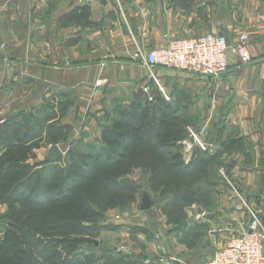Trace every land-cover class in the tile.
I'll list each match as a JSON object with an SVG mask.
<instances>
[{
	"label": "crops",
	"instance_id": "1",
	"mask_svg": "<svg viewBox=\"0 0 264 264\" xmlns=\"http://www.w3.org/2000/svg\"><path fill=\"white\" fill-rule=\"evenodd\" d=\"M153 1L0 0V41L7 45L0 57V128L7 116L27 110L29 100L62 99L65 112H76L79 120L92 112L109 116L120 105L160 91L167 107L189 111L196 129L191 134L196 140L197 134L206 136L205 151L221 159L234 189L235 194L221 184L212 205L189 207L185 224L193 243L177 240L180 257L163 259L206 264L248 228L251 212L258 213L264 230V0ZM75 7L79 19L61 24V16ZM210 33L226 37L229 45L248 33L251 61L242 64L229 53V68L214 79L164 68L151 72L133 58L139 49L162 46L166 35L189 39ZM87 129L82 124L74 131ZM2 207L0 216L8 210L0 202ZM120 223L131 230L114 236L130 246L133 261L158 258L146 219Z\"/></svg>",
	"mask_w": 264,
	"mask_h": 264
},
{
	"label": "rangeland",
	"instance_id": "2",
	"mask_svg": "<svg viewBox=\"0 0 264 264\" xmlns=\"http://www.w3.org/2000/svg\"><path fill=\"white\" fill-rule=\"evenodd\" d=\"M151 2L155 1L151 0ZM145 94L146 97L140 96L126 105H120L109 116L101 117L96 114L94 117L95 113L92 112L89 113L90 118L83 117L79 120L76 119V112L64 111L65 103L62 99L46 97L39 101H25L27 110L14 114L12 127H17L21 133L16 140L23 142L22 148H26L24 171L27 170L26 165L32 167L31 171L26 172L29 174L26 179L30 178L28 182H32L30 185L21 184L13 187L12 193L9 194L8 188L25 175L20 176V174L13 177V183L8 182L4 191L1 188L3 191L0 193L1 200L5 195L8 200L7 213L12 209L18 211L20 220H16L18 221L16 231L23 240L20 243L6 242L5 236L1 233L10 224L0 220L2 225V227L0 225V247L2 248L0 264H10L8 250L4 247L11 243L14 249L22 251L19 260L22 254L26 253L31 257L32 264L33 261L35 264H52V259L71 261L73 264L77 262L74 260H80V264H90L89 259L79 256L76 245L82 241L91 249L99 243L115 247L122 255L129 257L131 256L130 246L114 236V232L119 230L128 228L131 230L130 225L121 224L122 221L123 223L132 221L136 224V222L143 223L146 219L149 222L146 227L148 231H152L154 239L152 244L155 245L153 249L158 252V258L147 257L143 259L145 264H163V259L170 263L171 258L180 257L177 240L183 238L193 243L192 232L189 230L191 228L187 229V224L184 228L181 226L183 221H187L189 204L177 210L180 205L174 204L181 203V200H176L175 195L169 194L165 196L166 201H161L163 196L156 186L161 184L165 187L171 180L172 182L180 181V184L185 186L194 184L195 187L198 185L202 187L211 180L218 183L224 181L227 183L226 187L233 193L234 189L225 173L221 171L220 163L215 165L214 160H208L211 156L206 136L200 139L197 134L200 145L191 134L190 130L196 131V129L193 128L194 120L189 111L183 110L180 113L174 108L167 107L160 91ZM131 98L132 96L129 97ZM9 117L7 116L6 120H9ZM91 123L98 125V129L92 128L94 126ZM82 124L88 129L76 134L75 127ZM13 134V131L7 130L5 139L9 145L15 141ZM5 139L2 141H6ZM166 143L171 144L166 145ZM165 145L169 147L168 150ZM55 146L62 150V157L57 162L46 161V157ZM9 147L2 148L1 158L7 150H14ZM205 149L209 150L205 151ZM163 150L167 154L161 155ZM141 152L146 153L147 157L142 158ZM8 156L10 157L11 154ZM3 162H10V160L0 159V163ZM169 166L173 167L170 173ZM163 171L168 174L164 175L160 181V174ZM188 174L191 175L187 176ZM151 177L154 180L152 185ZM191 189L188 191L189 195L184 204L197 201L208 205L212 197L205 198L202 191ZM59 190L60 192H57ZM173 193L176 194V191ZM65 197L66 199L70 197L72 200L79 197L82 200L78 201V204H74L72 200L66 203ZM145 197H149L152 202L151 208L146 211L141 208ZM213 198L217 199V196ZM203 207L206 208V206ZM5 209L2 207L0 211ZM73 210L77 213L71 214ZM52 211L54 213H51ZM27 212L28 214L39 213L43 218L56 219L60 223L82 221L83 227L71 231L67 229L50 231L46 227V230L39 234L40 242L31 248L29 246L31 230L37 224L23 226L26 218L22 216L28 215ZM111 212L114 213L111 214ZM13 225L14 222L11 223V226ZM23 228L27 229L26 236L22 232ZM137 229L141 230L139 227ZM179 230L183 233L179 234L181 232ZM11 231H9L10 235ZM168 232L172 234L169 236ZM159 234H162V237ZM166 235L171 237L170 243ZM104 236L110 244H106ZM34 238L36 239V236ZM22 243L24 246H21ZM91 251L94 252L90 250L89 253ZM212 257L213 255L209 256V260ZM209 260L205 259V263L207 264Z\"/></svg>",
	"mask_w": 264,
	"mask_h": 264
},
{
	"label": "trees",
	"instance_id": "3",
	"mask_svg": "<svg viewBox=\"0 0 264 264\" xmlns=\"http://www.w3.org/2000/svg\"><path fill=\"white\" fill-rule=\"evenodd\" d=\"M85 9V8H84ZM79 7H75L73 8L70 12L64 14L63 16H61L60 18V21H61V24H65V23H68V22H74L75 20H78L79 19ZM67 106L64 105V111L66 110ZM17 117V116H16ZM13 118H10L8 120L7 123H5L1 128H0V151L2 150V148H5V149H8L7 146H10L9 148H13L14 150H7V152L5 153V155L0 158V159H6V160H10V162H3V163H0V168H1V172H0V193H3L4 189L7 188V184L8 182H14V178L13 177H16L18 175L22 176L23 174H25L23 176V178L21 180H18V181H15L9 188H8V192L9 194L12 193V190H13V187L17 186V185H30L32 181L28 182V180L30 178H27L26 177L29 175L27 174L26 172L28 170L31 171L32 167H29L26 165V168L27 170H25V153H24V150L26 149H23L22 147L24 146L22 143L23 142H19L17 141L16 139L18 138V136L21 135V133H19V131L17 130V127L16 128H13L12 126L14 125V122H13ZM7 130L9 131H13L14 132V137H15V141L14 143H12V145H9V143H7V139H5L7 136ZM24 136V135H23ZM2 139H5L6 141H2ZM105 142V140H104ZM29 143V141H28ZM27 143V144H28ZM171 143H166V145H169ZM165 145V148L168 150L169 147L167 146L166 147ZM144 152V151H143ZM141 152V153H143ZM164 153H166V151H162L160 154L163 155ZM8 154H11V156L9 157ZM167 154V153H166ZM141 157L143 158H146V153H143L141 154ZM209 159L208 160H214V163L215 165H217V163H220L219 165L222 166V162H221V159H216L214 157H208ZM14 165L12 168L11 166ZM177 167V166H176ZM152 168V167H151ZM171 168H173L172 166H169V173L171 172ZM15 169V170H14ZM14 170V171H13ZM161 170H163L161 168ZM168 173L167 172H162L160 175V181L164 178V175H167ZM191 174H188L187 176H190ZM170 176V175H169ZM121 178V177H120ZM26 179V180H25ZM69 179L70 176H69ZM153 178L151 177L150 178V183L151 185L153 184ZM160 181H159V184H160ZM5 182V183H4ZM123 182V181H122ZM223 185V184H227V183H223L220 182L218 183L217 181H211L209 180V182H207L206 185H203L202 187H200L199 185L195 187V185L193 184L192 186H189V185H183V184H180V181H176V182H172L171 180L167 183V186L164 187V185H158L156 186V189L158 188L159 191H161V194L163 196L162 200L161 201H164L165 199V196L171 194V195H175V199L178 200L180 199L181 200V203H175L174 205L178 206L180 205V207L178 208L177 207V210H181L182 207H184L185 205H188L191 207L193 204H205V203H201V202H197V201H190L186 204H184L187 200V195H189V190H195V191H202L203 194L205 195L204 197L206 198H209V197H212V199L209 201L208 205L206 206H209V205H212L213 201H214V198L213 196H217L218 194V191H217V188L219 185ZM1 188L3 189V191L1 190ZM45 190L48 191L47 188H45ZM47 191H45V193H47ZM176 191V194H174L173 192ZM7 192V191H6ZM5 192V193H6ZM57 192H60L57 191ZM6 196V195H5ZM4 196L3 200H1L0 198V202L4 203V204H7V198ZM68 196V195H67ZM83 197V195L81 196ZM182 197V199H181ZM70 197H65V201L66 203L67 202H71L72 199H70ZM82 198H74V201L75 203L74 204H78V201H81ZM192 200V198H191ZM166 201V200H165ZM25 206V205H24ZM26 207V206H25ZM94 208V207H93ZM18 211L12 209L10 211H8V213L6 212L5 215H2L0 216V220L1 222H7L8 224H10V226L6 229V230H3V232L1 233L2 236H5V239L6 242L8 241H12L13 243H20L23 238L22 236L19 235V233L16 231V227H18V221L16 220H20L18 217H19V214L17 213ZM51 213H54V211H52ZM77 211L76 210H73V212L71 214H76ZM28 214V212H27ZM30 214V215H29ZM28 215H25V216H22V218H26L25 222L23 223V226H30V225H36L34 227V229L31 230V236H30V242H29V246L31 248H34V245H36L38 242H40V239L39 238V234H41L43 231L46 230V227H48V230L50 231H60L62 229H67V230H75V229H79L82 226V221H76V222H68V223H60V221L56 220V219H46V218H43L41 214L37 213H29ZM58 216H60V214H58ZM64 217V216H63ZM186 217V215H185ZM14 222V225L11 226V223ZM36 223V224H35ZM186 222H182L181 223V226L184 227ZM1 225V224H0ZM31 226V227H32ZM2 227V225H1ZM178 227V225L176 226ZM22 228V227H20ZM25 228V227H24ZM24 228L22 229V232L24 234V236H26V233H25V229ZM10 230L11 231V235H10ZM179 231H182V230H179ZM36 236V239L34 238ZM37 240V241H36ZM2 244V243H1ZM24 243L21 244V246H24L23 245ZM49 244V243H48ZM48 245H46L47 247ZM77 246V250L79 252V256L80 258H83V259H89L90 260V264H108V261H110V264H143L141 262H137V261H133V259L129 256H125V255H122L120 252L117 251V249L115 247H111V246H108V245H101V243H99V245H96V247L94 249H91V248H88L86 246V243H84V241L80 242L79 244L76 245ZM46 247H43L44 249ZM1 247H0V251H1ZM4 249L8 250L7 253L8 254V262L10 264H32L31 262V257L29 255H27L26 253H23L22 254V258L21 260H19V255H20V252L22 251H17L16 249H14V247L12 246V243L11 244H7ZM90 250H94L91 251L89 253ZM83 251V252H82ZM76 263L75 264H80V260H74ZM52 264H73V262L71 261H68L66 262V260H61L59 259L58 261H56V259H52L51 260ZM58 262V263H57ZM4 264V263H3ZM33 264H35V262L33 261Z\"/></svg>",
	"mask_w": 264,
	"mask_h": 264
},
{
	"label": "built area",
	"instance_id": "4",
	"mask_svg": "<svg viewBox=\"0 0 264 264\" xmlns=\"http://www.w3.org/2000/svg\"><path fill=\"white\" fill-rule=\"evenodd\" d=\"M250 42L248 33H242L235 45H229L226 37L215 33L189 39L166 35L162 46L153 50L139 49L133 58L151 72L164 68L218 79L229 68V53L235 54L242 64L251 61ZM6 49V43L0 41V56ZM207 264H264V230L257 212H251L248 228L234 237L225 249L214 253Z\"/></svg>",
	"mask_w": 264,
	"mask_h": 264
},
{
	"label": "water",
	"instance_id": "5",
	"mask_svg": "<svg viewBox=\"0 0 264 264\" xmlns=\"http://www.w3.org/2000/svg\"><path fill=\"white\" fill-rule=\"evenodd\" d=\"M62 150L58 147L55 146L51 149L49 155L46 157V161L48 162H57L61 157H62ZM152 206V202L149 197H145L142 204L141 208L142 210L146 211L149 210ZM172 264H180V262L173 260Z\"/></svg>",
	"mask_w": 264,
	"mask_h": 264
}]
</instances>
